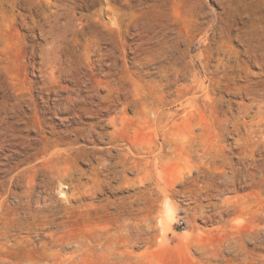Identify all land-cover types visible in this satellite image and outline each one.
Listing matches in <instances>:
<instances>
[{"label": "rangeland", "instance_id": "374dc122", "mask_svg": "<svg viewBox=\"0 0 264 264\" xmlns=\"http://www.w3.org/2000/svg\"><path fill=\"white\" fill-rule=\"evenodd\" d=\"M53 11L61 13L56 21L47 16ZM53 41L64 65L80 68L76 80L87 51L96 79H117L116 108L128 104L130 117L147 100L171 111L166 101L180 94V158L166 150L163 169L159 163L150 174L94 176L89 161L75 163L66 182L45 174L34 135L20 138L24 123L38 126L41 112L60 148L74 138L64 130L77 126L70 114H53L76 81L49 87L42 57ZM110 47L115 54L102 57ZM191 61L203 84L189 92L172 66L191 69ZM257 101L264 103V0H0V194L17 203L13 193L25 191L31 175V205L49 203L51 223L39 219L38 234L18 239L56 242L69 264H264V142L253 147L247 132ZM135 134L144 145L156 140L144 125Z\"/></svg>", "mask_w": 264, "mask_h": 264}, {"label": "bare ground", "instance_id": "6f19581e", "mask_svg": "<svg viewBox=\"0 0 264 264\" xmlns=\"http://www.w3.org/2000/svg\"><path fill=\"white\" fill-rule=\"evenodd\" d=\"M107 3L108 8L111 9L109 2ZM60 15L61 13L53 11V13L47 16L56 21ZM109 19L111 26H115L117 22L115 15L110 16ZM56 48L57 46L53 41L51 47L44 51L42 57V67L45 68L43 70L44 76L49 87L67 76H72L76 80L77 76L81 73L80 68L73 66L71 61L65 66ZM114 54L115 47H110L108 52L102 55V57ZM254 60L257 63H261L257 57ZM191 63V69H183L180 64L172 66L176 80L180 78L189 80V83L180 85V87L186 88L189 92H192L195 87L203 84L198 83L199 73L195 67V61H191ZM91 64L90 53L87 51L83 77L73 82L75 84L74 89L59 99V107H55L53 113L55 115H58V112L70 114L71 117L67 118L66 121L77 119V126L64 130V133L69 134L70 132L74 137L67 142V147H59L58 139H54L57 135L56 128H54L53 124L47 122V119L42 116L41 112H36L39 122L38 126L25 122V128L19 132L20 138L24 140H32L30 134L34 135L36 153L40 161L48 164V167L44 168L45 174L58 175L62 178V181L66 182L69 179L68 177L77 171L74 164L80 161H89L90 168L88 173L94 176L106 174L107 178L108 175L120 177V175L128 173L150 174V167L154 168V165L157 166L159 163L160 168L163 169L164 162L161 159L165 157L164 153L166 150H170V153L175 158H180L184 145L181 133L182 120L179 119L178 115L182 110V103H177L181 99L180 94L171 101L165 100L168 104H175V108L171 111L163 112L160 103H156L155 100H147L135 112L134 117H130L125 113L128 104L124 103L122 108H116L115 93L118 91L117 79L112 78L110 73H108V76L106 74L104 79H96ZM201 71L204 73V78L208 82H211L213 78L208 76L212 75L209 67L201 64ZM82 78L84 80H81ZM81 81L84 83L82 86L86 90L85 94L83 93V89L79 87ZM64 88L67 89V87ZM243 88V86L239 87V89ZM102 89L106 91L104 95L99 94V90ZM191 98L193 97L191 96ZM162 102L164 101L162 100ZM255 106L257 110L254 112L253 118L248 121L247 132L252 136L254 143L252 146L256 148L264 142V130L262 129L264 127V103L257 101ZM84 118L90 121L83 122L82 119ZM170 121H172V124L168 126ZM142 125L148 127L153 132L155 141L158 144L153 141L148 145H144L137 140L135 134L136 127ZM106 126H109L111 129L105 130ZM45 128L49 130L46 132ZM79 139L87 143L78 144ZM101 144L104 146H101ZM152 152L155 155H160V158L146 161L145 156ZM34 167L33 165L31 168ZM28 170L23 169L21 173ZM160 173L158 172V174ZM30 176L27 175L30 180L28 188L22 193H13L17 203L7 205L5 203L7 197H3L0 194V197H2L0 199V264H55L54 260L57 257H59V261L62 264H69L70 258L62 256L60 249L55 248L56 242L52 240V242L39 241L38 246H36L30 238L23 237L22 239H18L20 233L24 231H34L38 234L37 229H39V224L37 221L39 219L44 221L43 227L51 223L48 213V211H51L49 203L44 204L43 201V205H39L40 203L35 204V207L32 206L33 204L31 205L33 193L31 183L33 180L31 181ZM141 186L146 188L145 185ZM23 197L27 198L28 201L22 202ZM43 199L46 200L45 198ZM48 234L54 237L52 233L49 232Z\"/></svg>", "mask_w": 264, "mask_h": 264}, {"label": "built area", "instance_id": "2783aa9c", "mask_svg": "<svg viewBox=\"0 0 264 264\" xmlns=\"http://www.w3.org/2000/svg\"><path fill=\"white\" fill-rule=\"evenodd\" d=\"M178 225H179L180 227H184V222H183V221H180V222L178 223Z\"/></svg>", "mask_w": 264, "mask_h": 264}]
</instances>
